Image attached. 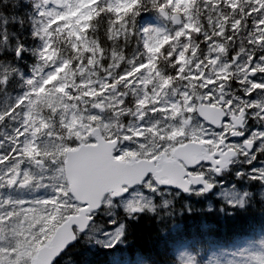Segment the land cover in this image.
I'll list each match as a JSON object with an SVG mask.
<instances>
[{
	"label": "rangeland",
	"instance_id": "rangeland-1",
	"mask_svg": "<svg viewBox=\"0 0 264 264\" xmlns=\"http://www.w3.org/2000/svg\"><path fill=\"white\" fill-rule=\"evenodd\" d=\"M87 1L36 0V13L39 17L43 16L40 32L47 39L43 47L38 49L35 62L29 65L26 72L14 67L12 60L0 64V79L12 67L18 78L28 82V89L22 88L16 93L3 94L10 90L8 88L0 90V160L8 159L7 163L0 165V205H3L0 208V220H3L0 225V264H29L37 247L49 238L55 226L76 211L78 205L69 195L59 163L64 159L65 150L75 147L79 142L92 141L90 130L94 125L99 126L108 138L119 139L115 156L126 160L157 156L158 144L161 151L168 152V147L172 146L181 131L186 130L190 138L200 135V139L209 147H215L224 131H228L224 127L207 129L195 113L197 98L210 94L213 95L212 99H216V90H220L221 94L229 93L226 88L229 62L221 59L220 53L224 52L221 44H205L208 53L205 62L198 60L196 46L193 44L190 47L191 53L196 56L193 65L201 75L205 67L209 72L201 76L200 89L194 90L193 86H189V91L180 93V101L173 97V91L164 90L162 79L153 76L154 68L150 62L154 42L161 39L160 31L163 29L155 15L149 14L143 23V45L149 55L138 66L136 57L112 62L110 56L104 61L105 67L101 68L100 54L90 55L86 62L80 60L73 63L67 55L48 48L51 44L48 39L55 36L62 26L66 29L67 34L64 33L67 38L71 33L75 47L78 46L77 42L82 41L87 48V40L80 31L81 18L87 7L84 3ZM127 1L108 0L112 6ZM235 1L223 0L232 5L230 8L234 11L238 6ZM259 1L255 23L260 24L255 27L254 41L262 40L264 52V0ZM215 12H218V8H215ZM61 18L64 21L56 23ZM73 18L75 21L66 28V20ZM222 22V17L219 20L211 17L207 19V24L217 27V35L223 33L220 27ZM232 24L236 26L237 20L234 19ZM190 28L191 23L186 15L184 25L175 28L172 33L175 37L183 36L186 39V31ZM174 45L178 60H182L180 69L187 70L190 78L195 79L197 73L190 66L193 57L183 58L180 54L181 45L177 42ZM8 52L3 50L2 55ZM247 58L242 57V65ZM255 66L262 71L257 78L250 79L244 71L237 72L235 78L248 83L245 91L253 90L255 86L260 89V93L244 98L241 102L232 98L231 104L236 110L244 104L250 116L264 119V60H258ZM138 68L145 72L138 73ZM214 81H217L216 85ZM128 92L132 96V108L124 113L128 114L131 121L120 129L116 127L111 113L118 110ZM13 108L16 109L14 113ZM186 117L191 118L189 127L184 122ZM255 133L254 137L258 140L256 149L262 147L261 155L253 154L254 151L245 152L243 159L250 167L249 173L264 177V161L260 159L264 158V126ZM65 140H72V143ZM231 143L234 144L233 141ZM36 160H42L43 165H35ZM15 170L21 173L22 180L28 185L26 188L10 189L5 186ZM247 184H230L219 188L216 194L227 204L241 205L246 196ZM152 187L148 183L116 202L107 196L103 201L105 208L109 210L117 204L124 211L131 210L133 206L153 209L154 196L160 192L148 191ZM258 193L264 199V186ZM160 195H163L162 192ZM169 195L170 201L174 202L178 198V194L169 192ZM167 201L164 199L163 204ZM108 210L105 209L104 213H109ZM4 214L10 215L11 220L4 221ZM84 235L108 246L120 238L121 227L105 230L94 222ZM176 256L180 264H195L191 253L185 249L177 250ZM208 264H264V238L257 242L245 241L229 251L212 253L208 257Z\"/></svg>",
	"mask_w": 264,
	"mask_h": 264
},
{
	"label": "trees",
	"instance_id": "trees-1",
	"mask_svg": "<svg viewBox=\"0 0 264 264\" xmlns=\"http://www.w3.org/2000/svg\"><path fill=\"white\" fill-rule=\"evenodd\" d=\"M33 0H0V64L12 60L13 66L22 68L42 43ZM147 4L136 0L134 5L114 10L102 3H95L86 17V35L98 44L103 53L111 51L125 56L136 48L142 50L140 34L136 26V9ZM110 31L113 33L110 35ZM117 33V34H116ZM53 48L64 51L72 58L64 34L52 37ZM19 47V56H17ZM3 50L8 54L2 55ZM85 58V56H84ZM6 76V78H5ZM0 80V90L17 87V75L10 69ZM188 210L174 212V217L156 221L152 214H116L115 221L124 220L123 246L105 248L81 239L61 256L71 264H174L173 248L176 241L183 242L196 252L199 264H205L210 250L229 248L244 240H257L264 236V202L255 192L245 199L244 206H224L222 212L217 201L212 209L203 201L189 200ZM102 223L106 218L97 216ZM60 258L54 264H63Z\"/></svg>",
	"mask_w": 264,
	"mask_h": 264
},
{
	"label": "water",
	"instance_id": "water-1",
	"mask_svg": "<svg viewBox=\"0 0 264 264\" xmlns=\"http://www.w3.org/2000/svg\"><path fill=\"white\" fill-rule=\"evenodd\" d=\"M200 115L213 124L219 123L222 116L221 112L213 115L205 107L200 108ZM92 134L97 143L68 150L64 162L69 190L78 202L86 206L56 228L50 241L37 251L32 264H51L64 249L73 244L75 235L72 226L76 225L78 231L83 232L91 221L87 213L101 207L105 194L121 196L128 188L140 184L147 174H151L160 186L179 187L186 191L188 186H183L182 179L186 171L177 159L180 158L187 167H192L201 160L208 161V158L200 153L193 155L187 151L192 144L175 149L173 160H117L113 157L117 142L103 140L97 128ZM199 180L200 177L191 179L193 184H199Z\"/></svg>",
	"mask_w": 264,
	"mask_h": 264
},
{
	"label": "snow or ice",
	"instance_id": "snow-or-ice-1",
	"mask_svg": "<svg viewBox=\"0 0 264 264\" xmlns=\"http://www.w3.org/2000/svg\"><path fill=\"white\" fill-rule=\"evenodd\" d=\"M253 178L255 179V177H253ZM150 180H152V178L150 176L145 177V181L142 182V185L141 186H143L144 183H147ZM152 183H153V187L150 188V189H148V191L155 192L156 191V189L154 187L155 181H152ZM135 187L136 186H132V188L128 189V191H126L125 193H123L122 196H128L131 192H134L135 191ZM200 187H203V185H200ZM213 187H214V185H211V184L208 185V189L209 190L212 189Z\"/></svg>",
	"mask_w": 264,
	"mask_h": 264
},
{
	"label": "flooded vegetation",
	"instance_id": "flooded-vegetation-1",
	"mask_svg": "<svg viewBox=\"0 0 264 264\" xmlns=\"http://www.w3.org/2000/svg\"><path fill=\"white\" fill-rule=\"evenodd\" d=\"M234 134H238V133H235L234 131H230V138H231V136H233Z\"/></svg>",
	"mask_w": 264,
	"mask_h": 264
}]
</instances>
